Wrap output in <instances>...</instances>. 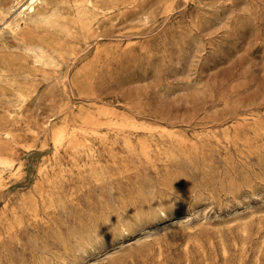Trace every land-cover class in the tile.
<instances>
[{"label":"rangeland","instance_id":"rangeland-1","mask_svg":"<svg viewBox=\"0 0 264 264\" xmlns=\"http://www.w3.org/2000/svg\"><path fill=\"white\" fill-rule=\"evenodd\" d=\"M25 1L0 0V20ZM94 2V31L69 39L54 70L0 35V60L18 55L35 87L7 119L18 168L0 178V264H264V0H171L168 13L162 0ZM87 61L80 94L70 80ZM84 112L135 121L123 136L148 157L110 132L93 140L103 178H79L71 151L50 169L52 131L84 125ZM42 167L63 173L57 207L38 195L52 190Z\"/></svg>","mask_w":264,"mask_h":264},{"label":"bare ground","instance_id":"bare-ground-1","mask_svg":"<svg viewBox=\"0 0 264 264\" xmlns=\"http://www.w3.org/2000/svg\"><path fill=\"white\" fill-rule=\"evenodd\" d=\"M170 5L171 0H162L157 8L161 13H168L170 11ZM99 10L100 8L95 4L94 0H26L23 4L18 6V9L13 15L0 20L2 23V26H0V35L8 32L12 34L15 39L20 41L22 55L26 60L31 59L33 69L43 71L54 70L60 67L61 61L66 57L65 52L66 49L69 48V39L79 35L78 33H82L84 36L94 31L95 24L98 21ZM24 27L29 28L23 29ZM92 37H94V35ZM89 38H91V36ZM72 44L73 43H71V45ZM100 51L101 50H99V53H101ZM4 56L5 55H3L0 60V96L5 97L7 90L11 91L14 96L11 100L13 111H8L7 114L0 116V178L14 173L18 168L14 157L9 153V144L12 136L8 130L7 119L19 118L23 114L21 107L25 99L35 91V87L31 83L33 73L30 71H25V73L21 70L23 67L19 62V56L15 54ZM87 63L88 64L85 65L83 64L84 66L82 65L83 67L81 66L82 68L70 80L71 85L75 86L80 94L89 93L84 86L91 77L95 65L88 61ZM64 87H67L66 81H64ZM99 116H92L87 112V114L80 117L83 118L81 122H83L84 125L77 124L80 126H74L71 129L58 128L52 131L51 138L53 140L55 156L53 161L54 165L51 164L50 169L55 170L56 166L60 165L62 150L71 151L72 157L70 158L69 155L67 156H69V159H71V162L74 163L78 170L79 173L77 174L79 178L82 177L83 179L85 176L91 177L90 179H92V177L97 178V180L99 177L103 178L104 172L96 171L91 160V157H93L95 153V144L93 140L100 139L102 143L106 144L111 138L108 135L110 132H116L118 136H122L112 141V143H116L120 140L129 152H133L139 147L138 152L144 156L148 155L146 142L140 140L141 142L137 146L131 138L123 136L125 133L133 134L132 132L139 128L136 125L137 123H134L135 121L120 118L103 120L104 118L100 119ZM76 119L79 120V117ZM83 154L85 155L83 159H86V162L81 164ZM61 166L63 168L64 165ZM43 168L44 167H42L41 174L43 177L45 174L44 183L51 186L52 190L51 192H46L44 187L40 184L38 188L39 191L37 192L38 195L40 194L42 197H40L41 201L42 199L46 200L45 203L47 207H55L58 201L56 197L58 192L55 190L57 186L56 182H61L63 173L60 174L59 177L54 178L53 176L47 175L49 167H45L46 169H44V171ZM54 172L55 171H53V173ZM34 198H31V201L35 202ZM60 202L62 201H59V203ZM34 204L35 205L32 206L30 203L31 206L27 208L31 210L32 207H36V203Z\"/></svg>","mask_w":264,"mask_h":264}]
</instances>
